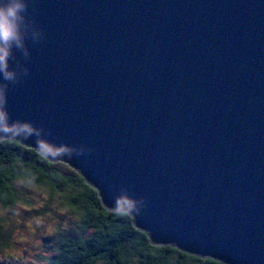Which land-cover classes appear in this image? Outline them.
<instances>
[{
	"label": "water",
	"instance_id": "obj_1",
	"mask_svg": "<svg viewBox=\"0 0 264 264\" xmlns=\"http://www.w3.org/2000/svg\"><path fill=\"white\" fill-rule=\"evenodd\" d=\"M27 18L42 36L12 50L0 140L67 164L154 246L264 264V0H27Z\"/></svg>",
	"mask_w": 264,
	"mask_h": 264
},
{
	"label": "trees",
	"instance_id": "obj_2",
	"mask_svg": "<svg viewBox=\"0 0 264 264\" xmlns=\"http://www.w3.org/2000/svg\"><path fill=\"white\" fill-rule=\"evenodd\" d=\"M27 188L43 189L49 200L73 218V228L55 233V252L39 264H222L177 250L154 246L137 230L133 218L111 212L97 190L67 164L51 161L37 151L12 140H0V207L12 211L30 205ZM11 231L0 220V264L10 249Z\"/></svg>",
	"mask_w": 264,
	"mask_h": 264
},
{
	"label": "rangeland",
	"instance_id": "obj_3",
	"mask_svg": "<svg viewBox=\"0 0 264 264\" xmlns=\"http://www.w3.org/2000/svg\"><path fill=\"white\" fill-rule=\"evenodd\" d=\"M30 205L16 207L12 211L0 207V220L11 231L10 249L2 258L11 264H39L55 252V233L73 228V218L61 210L54 201L47 213L44 206L49 200L43 189L27 188Z\"/></svg>",
	"mask_w": 264,
	"mask_h": 264
},
{
	"label": "clouds",
	"instance_id": "obj_4",
	"mask_svg": "<svg viewBox=\"0 0 264 264\" xmlns=\"http://www.w3.org/2000/svg\"><path fill=\"white\" fill-rule=\"evenodd\" d=\"M42 33L27 18V0H0V81H14L17 69L9 67L12 50L27 56L25 39L37 41ZM27 73V69L20 68ZM4 83L0 82V102L3 100ZM7 130V129H5Z\"/></svg>",
	"mask_w": 264,
	"mask_h": 264
},
{
	"label": "snow or ice",
	"instance_id": "obj_5",
	"mask_svg": "<svg viewBox=\"0 0 264 264\" xmlns=\"http://www.w3.org/2000/svg\"><path fill=\"white\" fill-rule=\"evenodd\" d=\"M210 264H211V262H210Z\"/></svg>",
	"mask_w": 264,
	"mask_h": 264
}]
</instances>
